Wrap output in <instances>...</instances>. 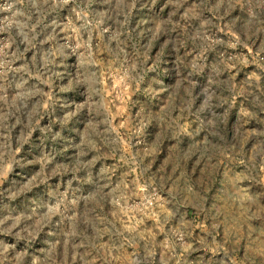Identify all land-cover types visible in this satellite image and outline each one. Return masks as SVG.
<instances>
[{
    "label": "rangeland",
    "instance_id": "374dc122",
    "mask_svg": "<svg viewBox=\"0 0 264 264\" xmlns=\"http://www.w3.org/2000/svg\"><path fill=\"white\" fill-rule=\"evenodd\" d=\"M0 264H264V0H0Z\"/></svg>",
    "mask_w": 264,
    "mask_h": 264
}]
</instances>
